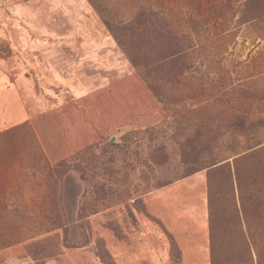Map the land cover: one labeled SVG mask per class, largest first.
Returning a JSON list of instances; mask_svg holds the SVG:
<instances>
[{
  "label": "rangeland",
  "instance_id": "1",
  "mask_svg": "<svg viewBox=\"0 0 264 264\" xmlns=\"http://www.w3.org/2000/svg\"><path fill=\"white\" fill-rule=\"evenodd\" d=\"M0 264H264V0H0Z\"/></svg>",
  "mask_w": 264,
  "mask_h": 264
},
{
  "label": "trees",
  "instance_id": "2",
  "mask_svg": "<svg viewBox=\"0 0 264 264\" xmlns=\"http://www.w3.org/2000/svg\"><path fill=\"white\" fill-rule=\"evenodd\" d=\"M157 28L158 30H155ZM109 30L115 39L118 46L127 54L129 62L132 66L139 72L140 76L145 79H148L150 74L153 71L154 63L150 58H146L144 55L141 57H136L133 54L132 49L138 48L139 55L140 52L144 51L146 45L151 44V39L166 41V49L162 54V60L167 61L170 57L181 56V51H174V53H165L174 50L170 41L172 37L169 35V30L166 20L156 12L141 13L132 20L117 26L112 29L109 27ZM125 40V42L123 41ZM177 48V47H176ZM14 131H7L2 135L1 140L4 143H10L9 138L11 133ZM25 133L29 135V141L27 143H35V138L29 127L25 126ZM26 143V142H25ZM14 148V147H13ZM59 166V167H58ZM55 168L48 167L47 174L51 179L52 177L61 179L65 172L68 170L67 165L60 164ZM211 257V256H210Z\"/></svg>",
  "mask_w": 264,
  "mask_h": 264
},
{
  "label": "crops",
  "instance_id": "3",
  "mask_svg": "<svg viewBox=\"0 0 264 264\" xmlns=\"http://www.w3.org/2000/svg\"><path fill=\"white\" fill-rule=\"evenodd\" d=\"M101 44H104V45H107V46H110V45H112L110 42H108V41H105V42H101Z\"/></svg>",
  "mask_w": 264,
  "mask_h": 264
}]
</instances>
